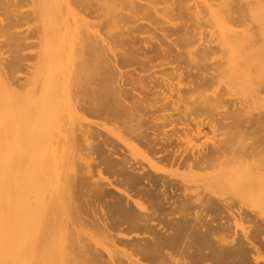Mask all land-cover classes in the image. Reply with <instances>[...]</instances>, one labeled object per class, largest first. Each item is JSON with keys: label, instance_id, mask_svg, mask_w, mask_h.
Wrapping results in <instances>:
<instances>
[{"label": "rangeland", "instance_id": "1", "mask_svg": "<svg viewBox=\"0 0 264 264\" xmlns=\"http://www.w3.org/2000/svg\"><path fill=\"white\" fill-rule=\"evenodd\" d=\"M0 68V264H264V0H0Z\"/></svg>", "mask_w": 264, "mask_h": 264}, {"label": "bare ground", "instance_id": "2", "mask_svg": "<svg viewBox=\"0 0 264 264\" xmlns=\"http://www.w3.org/2000/svg\"><path fill=\"white\" fill-rule=\"evenodd\" d=\"M10 85V81L8 80V77L6 76V74L4 73V71L0 68V89L1 88H5V89H7L8 88V86ZM91 106H93V105H91ZM78 107V106H77ZM95 107V106H94ZM97 107H99V106H97ZM80 108V107H79ZM90 108V107H89ZM92 108V107H91ZM95 109V108H94ZM101 109V108H100ZM97 110V109H96ZM38 120H40V119H38ZM2 128H4V129H7V127L5 128L3 125H2ZM15 128V126L14 125H12V126H10V129L11 130H13ZM80 130H83V129H80ZM85 130V129H84ZM82 132V131H81ZM84 132H86V133H83L84 134V137H85V134L86 135H88L87 134V130L86 131H84ZM88 132H90L91 133V131H88ZM80 134H82V133H80ZM83 136V135H82ZM81 136V137H82ZM89 136H90V134H89ZM88 136V137H89ZM87 138V137H86ZM169 138V137H168ZM172 138V137H171ZM148 140V139H147ZM157 140V139H156ZM173 140V139H172ZM262 140V139H261ZM150 141V140H149ZM169 142V141H168ZM169 143H172L171 141L169 142ZM261 143V142H260ZM164 145V144H163ZM262 145V144H261ZM163 147V146H162ZM263 148V150H264V147H262ZM164 148H162V150H163ZM220 149V148H219ZM222 149V148H221ZM248 149H250V148H248ZM253 149V148H252ZM256 149H258V148H256ZM260 149V148H259ZM161 150V149H160ZM166 150V149H165ZM176 150V149H175ZM175 150H174V152H175ZM215 150H216V148H215ZM243 150V149H242ZM178 151V150H177ZM176 151V152H177ZM180 151H181V149H180ZM184 151V150H183ZM211 151V150H210ZM205 152V151H204ZM206 152H207V150H206ZM209 152V151H208ZM216 152H218V151H216ZM178 153H180V152H178ZM187 153V152H186ZM192 153V152H191ZM190 153V154H191ZM198 153V152H197ZM196 153V154H197ZM199 153H201V152H199ZM245 153V152H244ZM175 154V153H174ZM183 155H184V153H182ZM182 154H181V156H182ZM192 154H195V153H192ZM213 154H217V153H213ZM198 155V154H197ZM200 155V154H199ZM176 155H174V157H175ZM189 156V155H188ZM187 156V157H188ZM194 156V155H193ZM202 156V155H201ZM204 156V155H203ZM209 156V155H208ZM184 157V156H183ZM183 157H181V158H179V160L180 159H182ZM186 158V157H185ZM204 157H200V156H197V161L199 160H202ZM172 159H173V157H172ZM174 159H177V158H174ZM178 160V159H177ZM189 160V159H188ZM187 160V161H188ZM191 161V160H190ZM207 161V160H206ZM178 162H180V161H178ZM185 162V161H184ZM192 162V161H191ZM191 162H189V163H191ZM0 164H1V158H0ZM193 164V163H192ZM196 164V163H195ZM201 164V163H200ZM204 164V163H203ZM207 164V163H206ZM145 175V174H144ZM13 178H12V175L11 174H9V175H7V178H6V181H7V188H6V199H7V201H10L11 200V197H12V189H13V186H12V182H13ZM149 180V179H148ZM1 181H2V174H1V170H0V202H1V195H2V191H1ZM228 181V180H227ZM151 184V183H150ZM152 185V184H151ZM166 193H164V196L166 197V195H165ZM150 196V195H149ZM152 196V195H151ZM166 199V198H165ZM208 199H210V198H208ZM218 199V198H217ZM219 199H220V197H219ZM222 199V201H223V203H224V199H223V197L221 198ZM221 199L219 200V201H221ZM227 199V198H226ZM226 199H225V201H226ZM196 200V199H195ZM198 200L199 199H197L196 201L198 202ZM214 200V199H213ZM228 200V199H227ZM155 201V200H154ZM157 201V200H156ZM206 201V199H204V202ZM215 201V200H214ZM214 201L212 202V203H214ZM218 201V202H219ZM222 201L220 202V203H222ZM229 201V200H228ZM228 201L227 202H225V203H228ZM202 202V201H201ZM207 202H208V200H207ZM207 202H205V203H207ZM217 202V201H216ZM153 203V202H152ZM157 203V202H156ZM154 204V203H153ZM201 204V203H200ZM218 204V203H217ZM228 204H230V203H228ZM228 204H226L227 205V207H228ZM204 203H203V207H204ZM222 205V204H221ZM220 205V206H221ZM156 206V205H155ZM211 206H213V204L211 205ZM211 206H210V208H211ZM222 206H225L224 204L222 205ZM156 207H158V206H156ZM217 207H219V206H217ZM227 207H225V208H227ZM229 207H231V206H229ZM161 208V207H160ZM214 208V207H213ZM223 208V207H222ZM225 208H223V209H225ZM143 209V208H142ZM146 211L148 210V212H149V210H151V209H149V208H144ZM154 209V208H153ZM159 209V208H158ZM229 209V208H228ZM228 209H226V211L228 210ZM155 210V209H154ZM205 210H206V208H205ZM242 210V209H241ZM241 210H238V215H239V213L241 214V216H240V218L239 219H241L242 217H244V216H242V213L241 212H239V211H241ZM152 211V210H151ZM156 211V210H155ZM223 211V210H222ZM222 211H221V213H222ZM229 212H230V210H228ZM232 211H234V210H232ZM231 211V212H232ZM245 211V210H244ZM247 211V210H246ZM246 211H245V213H246ZM158 212V211H157ZM224 212V211H223ZM236 212V211H235ZM150 213V212H149ZM153 213V212H152ZM218 213V212H217ZM219 213H220V211H219ZM220 213V214H221ZM228 213V212H227ZM244 213V212H243ZM147 214V213H146ZM151 214V213H150ZM154 214H156V212H154ZM168 214V213H167ZM201 214V213H200ZM219 214V215H220ZM232 214H236V213H234V212H232ZM231 214V215H232ZM149 215V214H148ZM152 215V214H151ZM150 215V216H151ZM227 215V214H226ZM230 215V214H229ZM228 215V216H229ZM230 215V216H231ZM248 215V214H247ZM152 216H154V215H152ZM168 216V215H167ZM222 216H225V215H221V217ZM233 216V215H232ZM236 216L237 215H234V217H230V218H235L236 219V221H237V223H238V217L236 218ZM196 217H198V215H196ZM207 217H209V216H207ZM220 217V216H219ZM246 217H248L249 218V215L248 216H246ZM251 217H252V215H251ZM254 217V216H253ZM146 218H147V216H146ZM150 218V217H149ZM152 218V217H151ZM156 218V217H155ZM168 218V217H167ZM199 218V217H198ZM197 218V219H198ZM227 218H229V217H226V222H227ZM169 219V218H168ZM222 219H223V222H225L224 220V218L222 217ZM149 220V219H148ZM153 220V219H152ZM199 220V219H198ZM228 220H230V219H228ZM231 220H233V219H231ZM231 220L230 221H228V223H230L231 222ZM254 220V219H253ZM256 221V220H255ZM134 222V221H133ZM137 222V221H136ZM145 222V221H144ZM199 222V221H198ZM201 222L203 223V221L201 220ZM220 223H222V222H220ZM233 223H234V221H233ZM256 223V222H255ZM259 223V222H258ZM143 224V223H142ZM166 224H168V223H166ZM225 224V223H224ZM133 225V224H132ZM146 225V224H145ZM203 225V224H202ZM206 225V224H205ZM204 225V226H205ZM212 225V224H211ZM227 225H230V224H227ZM260 225V224H259ZM138 226V225H137ZM214 226H215V224H214ZM220 226H222L221 224H220ZM261 226V225H260ZM263 226V225H262ZM135 227V226H134ZM149 227V226H148ZM150 227H151V225H150ZM178 228V227H177ZM203 228V227H202ZM205 228V227H204ZM211 229H212V227H210ZM214 228V227H213ZM229 228H231V227H229ZM232 228H233V226H232ZM236 228V227H235ZM263 228V227H262ZM149 229H151V228H149ZM210 229V230H211ZM221 229H222V227H221ZM220 229V230H221ZM155 230V229H154ZM209 230V229H208ZM213 230V229H212ZM225 230V229H224ZM232 230V229H231ZM233 231H235V229L233 228ZM255 231V230H254ZM151 232V231H150ZM212 232V231H211ZM236 232H237V230H236ZM218 233V232H217ZM220 233V232H219ZM225 233H226V231H225ZM230 233V232H229ZM232 233H234V232H232ZM259 233V232H258ZM206 234V233H205ZM211 234V233H210ZM214 234H216V231H215V233H213V235ZM221 234V233H220ZM224 233H222L221 235H223ZM236 234H238V233H236ZM236 234H235V236H236ZM256 234V233H255ZM260 234V233H259ZM203 235V234H202ZM229 235V234H228ZM234 234H232L231 235V238L230 239H227V240H233L234 239V236H233ZM245 235H247L246 233L244 234V236ZM123 236V235H122ZM176 236V235H175ZM178 236V235H177ZM224 236V235H223ZM222 236V237H223ZM253 236H256V235H253ZM126 237V236H125ZM220 237V236H219ZM233 237V238H232ZM247 237H248V235H247ZM221 238V237H220ZM226 238H227V236H226ZM225 238V239H226ZM228 238H229V236H228ZM245 238H246V236H245ZM251 238V237H250ZM260 238V237H259ZM264 238V233H263V236H262V239ZM223 239V238H222ZM221 239V240H222ZM237 239V238H236ZM248 240L247 241H249L250 239H249V237L247 238ZM169 240H171L170 238H169ZM231 240V241H232ZM235 240V239H234ZM264 240V239H263ZM168 241V240H167ZM229 241H227V242H229ZM237 241V240H236ZM251 241H253V240H250V242H248L249 243V245H251L250 243H253V242H251ZM261 241V240H260ZM234 242V241H233ZM246 242V241H245ZM264 242V241H263ZM171 243H173V242H171ZM247 243V244H248ZM254 243H256L255 241H254ZM146 244V243H145ZM169 244V243H168ZM246 244V245H247ZM152 245V244H151ZM225 245H227V244H225ZM231 245V244H230ZM242 245V244H241ZM243 245H245V243L243 244ZM140 246H141V244H140ZM253 246H255V245H253ZM139 247V246H138ZM239 247V246H238ZM250 247V246H249ZM136 248H137V246H136ZM229 248V247H228ZM232 247H230V249H231ZM254 248H256V246L254 247ZM258 248H259V246H258ZM139 249H141V248H139ZM156 249V248H155ZM154 249V250H155ZM220 249H222V248H220ZM234 249V248H233ZM247 249V248H246ZM257 249V248H256ZM255 249V250H256ZM260 249L261 248H259V251H260ZM147 250V249H146ZM157 250V249H156ZM225 250H226V248H225ZM228 250V249H227ZM252 250V249H251ZM144 251V250H143ZM150 251V250H149ZM218 251V250H217ZM259 251H257V252H259ZM146 252V251H145ZM148 252V251H147ZM188 252H190V251H188ZM234 252H235V250H234ZM253 252V251H252ZM256 252V251H255ZM153 253V252H152ZM191 253V252H190ZM232 253H233V251H232ZM239 253H240V251H239ZM239 253H237V254H239ZM243 253V252H242ZM261 253V252H260ZM260 253L259 254H257L256 253V255H258V257H260L261 255H260ZM149 254V253H148ZM158 254V253H157ZM219 254V253H218ZM225 254V253H224ZM231 254V253H230ZM45 255V252H43V256ZM146 255V254H145ZM154 255H155V253H154ZM216 255H217V253H216ZM244 255H245V253H244ZM162 256V255H161ZM44 257H46V256H44ZM172 257V256H171ZM171 257H169L170 259H171ZM191 257V256H190ZM220 257V256H219ZM228 257V256H227ZM231 257V256H230ZM229 257V258H230ZM238 257V256H237ZM156 258V257H155ZM184 258H186V257H184ZM188 258V257H187ZM221 258V257H220ZM223 258V257H222ZM261 258V257H260ZM235 259V258H234ZM240 259V258H239ZM249 259H251V258H249ZM249 259H247L246 261H248ZM257 259V258H256ZM255 258L254 259H252V260H256ZM259 259V258H258ZM172 260H175V258H173ZM185 260V259H184ZM187 260H189V259H187ZM221 260V259H220ZM227 260V259H226ZM230 260V259H229ZM244 260V259H243ZM80 261V260H79ZM85 261V260H84ZM223 261V260H222ZM235 261V260H234ZM76 262H78V260L76 261ZM82 262V261H81ZM182 262V261H181ZM190 262V261H189ZM227 262V261H226ZM231 262V261H230ZM241 262H242V260H241ZM249 262V261H248ZM250 262H252V261H250ZM256 262H257V260H256ZM255 262V263H256ZM259 262V261H258ZM178 263V262H177ZM239 263H240V261H239ZM245 263V262H244ZM83 264H84V262H83ZM85 264H86V262H85ZM87 264H88V262H87ZM173 264H174V261H173ZM175 264H176V260H175ZM180 264V263H179ZM185 264V263H184ZM186 264H189V263H187V261H186ZM232 264V263H231ZM248 264V263H247Z\"/></svg>", "mask_w": 264, "mask_h": 264}]
</instances>
